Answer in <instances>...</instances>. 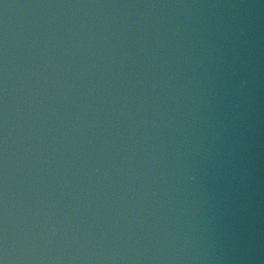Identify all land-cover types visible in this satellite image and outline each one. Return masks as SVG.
I'll return each instance as SVG.
<instances>
[{
    "label": "water",
    "instance_id": "95a60500",
    "mask_svg": "<svg viewBox=\"0 0 264 264\" xmlns=\"http://www.w3.org/2000/svg\"><path fill=\"white\" fill-rule=\"evenodd\" d=\"M0 264H264V0H0Z\"/></svg>",
    "mask_w": 264,
    "mask_h": 264
}]
</instances>
